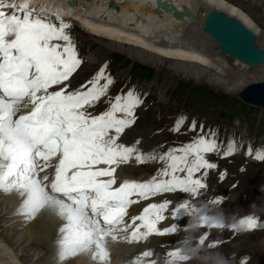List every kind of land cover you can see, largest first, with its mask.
<instances>
[{"label": "snow or ice", "instance_id": "snow-or-ice-1", "mask_svg": "<svg viewBox=\"0 0 264 264\" xmlns=\"http://www.w3.org/2000/svg\"><path fill=\"white\" fill-rule=\"evenodd\" d=\"M56 19L59 24L32 0H0V190L16 193L21 199L19 210L29 219L49 208L63 218L58 240L61 261L92 247L99 260L108 261L110 253L104 243L108 235L117 239V233L135 226L130 237H122L131 242L153 233L164 236L181 231L177 223L158 227L173 204L167 199L148 204L130 223L125 217L131 205L177 191L188 198L176 204L172 218L187 215L190 201L206 190L209 171L218 169V163L207 154L220 153L221 147L215 133L193 137L162 153H143L137 147L140 140L132 146L121 143L125 130L136 122L135 112L143 99L133 90L112 97L114 79L106 74V65L71 89V80L83 61L66 31L69 25L59 13ZM102 100L108 107L94 115L90 109ZM185 121L181 116L171 131L180 133ZM196 129L193 120L188 130ZM236 151L229 143L222 156ZM247 154L252 155L251 148ZM133 158L137 164L159 161L163 167L148 180L125 179L116 186L117 169ZM255 159L264 161V152L258 151ZM226 175L224 170L219 179ZM223 199L205 201L198 213L206 216L210 206ZM259 227L264 224L254 216L229 225L237 231ZM207 235H202L199 244L205 245ZM155 255L152 249L144 250L129 264H158ZM190 259L176 247L166 252L164 264H184Z\"/></svg>", "mask_w": 264, "mask_h": 264}, {"label": "rangeland", "instance_id": "rangeland-1", "mask_svg": "<svg viewBox=\"0 0 264 264\" xmlns=\"http://www.w3.org/2000/svg\"><path fill=\"white\" fill-rule=\"evenodd\" d=\"M37 1L42 3V0ZM58 1L68 2V0ZM228 1L237 5L250 18L256 27L254 31H256L259 43L264 49V0ZM196 2H198L199 11L202 12L204 5H201L200 0H196ZM90 3V0H74L72 5L74 12L70 15L71 17H68L81 25L78 26L77 22L71 21L72 23H67L69 28L66 31L77 45L78 55L83 61L71 80V89L74 90L91 79L105 65L104 62L107 59L117 58L112 67L105 70L106 74L114 79L109 94L114 97L129 90L136 93V88L143 93V104L138 106L135 112L136 122L125 130L120 138L121 143L132 146L137 140H140L137 147L143 153L147 154L153 151L162 153L169 147L190 142L193 137L215 133L222 151L225 150L224 145L227 139H223V136L219 135L220 127L229 130L231 127L239 126L244 131L245 139L240 144H235L237 151L229 156L228 160H222L226 159L223 156L209 158L210 161L218 163V169L209 171L206 178V190H203L199 199L190 201L187 215L183 216L182 220L180 219L181 224L179 225L185 234H182L183 236L177 238L175 242H164L162 239L158 240L159 243L153 244L150 239L147 245L159 252L158 254L160 252L162 254L170 248L185 249L182 252L191 259L184 264H213L217 252L223 253L232 261V264H238V260H243L245 264H264V229H240L237 231L227 227L246 216L264 219V161L255 159L258 151L264 152L263 149L260 150L261 146H264V109L253 105V107L251 105L244 106L242 104L244 102L237 95L238 91L247 84L264 80V65L251 68L223 55L216 43L202 33L201 25L194 26L195 23L186 24V33H180L179 40L176 39L175 43L181 45L199 42L198 44L204 46L211 57L225 63L226 71H216L193 58L183 59L172 56V54H165L167 52L159 53L154 50L157 49L156 47L144 49L142 45H134L128 40L122 41L108 35L107 33L114 27L104 26L105 18L90 19L89 17L93 18L90 14L91 10L95 7ZM44 4L45 7H51L49 0H46ZM77 10L89 15L86 16V19H89L91 23L94 22L92 23L94 26L99 21L102 29H95L98 26L89 28L84 22L77 20L76 15L79 13ZM51 13L55 14L53 11ZM79 15L81 17L80 13ZM53 22L59 24L58 21ZM191 31L193 33L197 31L195 34H198V41L192 39ZM152 36L150 41H155L156 38L154 35ZM164 37L167 40V36L161 34L160 38ZM148 56L157 58V61L150 60ZM203 69H207V72ZM198 72L200 73L198 74ZM236 82L243 83L238 90H234ZM107 107L108 105L102 100L95 109H90V111L95 115L106 110ZM181 116L186 117V121L181 132L174 133L171 129L174 128L176 121ZM193 120L197 122V129L189 131ZM201 126L203 132H201ZM208 128L212 133H207ZM249 148L252 149L251 156L247 154ZM215 154L222 155V153ZM207 156L210 155L207 154ZM131 167L137 172H133ZM161 167L163 164L159 161H146L143 164H137L133 158L129 163L120 166L119 174L137 181L148 180L156 173V169ZM241 169L244 170L241 171ZM224 170L227 171V175L223 180H220L219 175ZM2 192L0 190V193ZM217 197L224 198L221 204H212L206 216L198 213L197 210L204 206L205 201ZM186 198H188V194L180 192L177 196L173 195L170 201L174 200L178 204ZM200 202L201 205L197 206ZM217 216L224 218L225 228L219 229L212 225V219ZM24 217L21 212L0 217V263L57 264L58 255L49 259L45 255L46 249L42 246H33L28 244L27 240L18 247H12L6 241L2 230L6 225H11L14 229V223ZM57 219L60 220V218ZM27 226L17 227L14 238H21L22 233L27 232ZM181 231L179 233H182ZM206 232L208 241L205 245H201L199 240ZM244 234H249V237L240 241V236ZM208 244H216V247L210 248ZM197 248L198 250L195 251ZM187 249H190V252ZM162 256L157 255L156 258Z\"/></svg>", "mask_w": 264, "mask_h": 264}, {"label": "bare ground", "instance_id": "bare-ground-1", "mask_svg": "<svg viewBox=\"0 0 264 264\" xmlns=\"http://www.w3.org/2000/svg\"><path fill=\"white\" fill-rule=\"evenodd\" d=\"M45 1L46 0H42L41 3L38 2L37 0H32V3L36 7H41L46 9L50 14H52L51 13L52 11L55 12V14L59 13V16H61L62 18H68L74 12V9H72L74 0H68V2L64 1L62 3L61 1L58 0H49L51 7L50 6L45 7L44 4ZM90 1L92 3V6L94 5L95 7L92 8L90 13L91 16H93V18L92 17L89 18L90 19H95V17L105 18L106 20H104L103 25L114 27V29H112L111 31H109V33H107L111 37L117 38L122 41L128 40L129 43H133L134 45L135 44L142 45L144 49L146 48L154 49L156 47L157 49L154 50L158 51L159 53L167 52L165 54H169V55L172 54V56H178L183 59L193 58L195 61L201 62L205 64L207 67H210L211 69H214L219 72L222 71L224 72L227 70L225 69L224 66L225 63L223 61L221 62V60L217 58L211 57V55L206 52L205 47L198 44L199 42L198 43L195 42L193 44L187 43L181 45H178L179 43H175L177 40H179V34L185 32L186 24L195 23L194 26L200 24L202 33L206 35V37L209 40L212 41L213 39L211 38V36L203 30L202 24L208 12L212 9H217L221 12H225L227 15H234L240 18L253 31L256 29L255 25L250 20V18L237 5L233 4L228 0H200L201 5H204V10L202 12L199 11L198 9L199 5L198 2H196V0H168L171 3L175 4L177 8L181 11L183 10L184 5H187L191 8V10L194 13V16L190 18L185 17L183 19L176 18L172 14V11L162 10L160 14L156 13L154 10L156 6V0H90ZM110 1L116 2L117 7L114 8L109 6L108 3ZM77 12L81 14V17L79 13L78 15H76L77 20H81V22H84V24L88 25L89 28L90 27L95 28L96 26H98L95 29L97 30L102 29L101 28L102 25H99V21L98 24L94 26V24H92L94 22L91 23L89 19H88L89 21L86 19V16L89 15H86V13H82L79 10H77ZM196 32L194 33L192 32V36H191L192 39L194 38V41L199 40L197 39L198 34H195ZM254 32L256 33V31ZM161 34H165L167 36V40L165 39V37L160 38ZM152 35H154V37L156 38L155 40L156 43L155 41L152 40L150 41L151 37H153ZM148 58L152 61H157V58L155 57L148 56ZM263 65L264 63L259 64L256 67L258 66L260 67ZM256 67H251V68H256ZM203 70L207 72V69L206 70L203 69ZM199 73L200 72H198V74ZM242 84L236 82V84H234L235 85L234 90H238L242 86ZM128 169H130V167H128ZM131 169L133 172H137L136 170H134L133 167H131ZM42 174L44 175L45 173ZM6 200H8L7 201L8 203L6 202ZM20 204H21V199L18 197L16 193H11L10 195L9 193H5V192L0 193V217L8 214H15L17 212L19 213ZM24 216L25 217L23 219H19L16 223H14L13 225V227H15L14 229L12 228L11 225L8 226L6 225L5 228L2 230V234L6 238V241H8V243L12 247H18L21 243L27 240H28L27 242H29L28 244H32L33 246L35 245L42 246L46 249L45 255L49 259L51 257L54 258L56 257V255H58L56 262L57 264H120V261L124 257L131 254L129 253L130 246L119 242L118 239H113L112 235H108L104 240V243L110 253V258L108 261L99 260L95 256L96 250L94 247L90 248L88 251L80 254L78 257L74 259H70L68 261H61L59 256L58 240L60 235L59 228L65 222L63 218L56 213L55 209L52 208L41 211V213H39L37 217L34 219H29L25 214ZM57 218H60V220H58ZM21 225L24 226L28 225L26 229L27 232L22 233L23 235L21 238L15 239L14 238L15 230L17 229V227ZM194 232L195 231H193V233ZM182 236H183L182 234H178V233L168 236H161L158 234H154L151 241L153 242V244L154 243L157 244L158 240H162V239L164 240V242H175L177 238L179 239ZM246 237H249V234L248 235L244 234L243 236H240L239 240L241 241ZM206 241H208V239ZM139 249L138 251H140Z\"/></svg>", "mask_w": 264, "mask_h": 264}, {"label": "water", "instance_id": "water-1", "mask_svg": "<svg viewBox=\"0 0 264 264\" xmlns=\"http://www.w3.org/2000/svg\"><path fill=\"white\" fill-rule=\"evenodd\" d=\"M110 5L117 7L115 2H110ZM154 10L158 14L162 10L172 11L180 19L194 16L189 6L184 5L181 11L168 0H156ZM202 27L226 56L250 67L264 63V49L258 43L257 34L240 18L212 9L206 15ZM237 95L246 104L264 108V80L247 84Z\"/></svg>", "mask_w": 264, "mask_h": 264}, {"label": "clouds", "instance_id": "clouds-1", "mask_svg": "<svg viewBox=\"0 0 264 264\" xmlns=\"http://www.w3.org/2000/svg\"><path fill=\"white\" fill-rule=\"evenodd\" d=\"M212 225L214 227H217L219 229H223L226 226V222L222 216H217L212 219ZM231 224H239V221L233 222ZM229 227V225H227ZM246 229V228H245ZM181 251H185V249H181ZM213 264H232V261L226 257L223 253H215Z\"/></svg>", "mask_w": 264, "mask_h": 264}, {"label": "trees", "instance_id": "trees-1", "mask_svg": "<svg viewBox=\"0 0 264 264\" xmlns=\"http://www.w3.org/2000/svg\"><path fill=\"white\" fill-rule=\"evenodd\" d=\"M206 96H209L208 94H205Z\"/></svg>", "mask_w": 264, "mask_h": 264}]
</instances>
